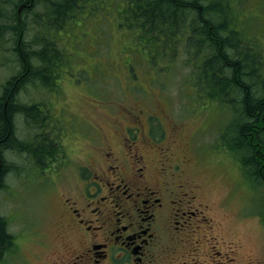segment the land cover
<instances>
[{
    "label": "rangeland",
    "instance_id": "rangeland-1",
    "mask_svg": "<svg viewBox=\"0 0 264 264\" xmlns=\"http://www.w3.org/2000/svg\"><path fill=\"white\" fill-rule=\"evenodd\" d=\"M11 4L7 6L10 13ZM243 7L251 31L259 36L264 48V0H244ZM33 9L41 13L39 5ZM24 16L30 26L33 25L28 34L21 35L27 48L29 43L33 45L41 41V31L33 17L27 12ZM105 20L100 22L109 28L107 32L98 30L96 23L91 21L85 25L84 35L82 30H77L79 45L72 48L71 62L63 68V76L54 80L56 84L60 81V86L48 89L41 86V80L35 79L23 83L17 90L18 103L31 105L37 102L41 105L42 101L50 102L53 115L47 116L49 127L59 123L62 128L51 131L47 136L56 139L54 143L59 140L65 145L63 148L76 150L70 151L67 161L59 166L41 165V161L25 152H6L11 166L5 175L4 185L0 187V216L9 221L8 230L15 235V242L12 254L5 251L0 264H53L54 252L65 249L56 241L59 227L57 203L64 201L68 193H75L80 184L71 158H80L79 162L91 163L99 169L109 164L103 154L113 150L122 162L129 163L124 151L127 138L131 137L127 125L137 124L138 136L141 133L140 136L150 138L151 124L159 123L155 128L157 136L150 138L151 144H166L168 135L176 139L171 150L177 158L186 154L190 159L183 178L189 179L191 186L197 185L195 202L201 207L197 214L209 219L199 221V224L193 219L189 224L188 234L192 243L184 252L189 255L188 261L202 250V242L197 244V241L201 238L210 242L213 236L222 250L220 256H215L216 261L235 257L237 264H252L249 261L254 259L264 264L261 193L244 178L235 157L221 141L231 122L230 114L221 111L216 104L207 102L203 105L186 97L182 77L173 72H166L163 76L165 82L161 78L154 81L156 72L143 63L137 66L138 76H130L129 64L135 55L125 48L127 35L122 37L112 27V16ZM25 30L26 24L22 25V34ZM39 48L41 45H34V49ZM16 52L13 39L6 40L0 34V98L7 81L23 70ZM183 71L182 67L181 73ZM150 115H156L152 122ZM134 116H138V120L136 118L135 121ZM15 125L19 141L43 138L39 133L41 120H28L18 113ZM68 128L72 132H68ZM134 141L137 138H132L131 142ZM55 147L59 149L58 145ZM89 151L91 156L87 155ZM150 174L153 178L154 171ZM172 180L175 188L178 186L177 177ZM177 220L183 221V218ZM52 240L53 244L49 246Z\"/></svg>",
    "mask_w": 264,
    "mask_h": 264
},
{
    "label": "trees",
    "instance_id": "trees-1",
    "mask_svg": "<svg viewBox=\"0 0 264 264\" xmlns=\"http://www.w3.org/2000/svg\"><path fill=\"white\" fill-rule=\"evenodd\" d=\"M22 1L33 2V7L23 8V18L18 12V0H13L11 13H0V34L6 40L13 39L23 66L21 74L4 85L0 98V187L11 166L5 156L7 151L25 152L42 161L56 140L44 130L49 125L50 102L18 103V88L39 79L41 86L53 89L54 80L63 76V68L71 62L72 48L79 45L77 30L84 35L85 25L91 21L98 30L107 32L109 28L100 21L112 16V27L122 37L127 35L125 48L135 55L129 64L130 76H138L137 66L143 63L156 72L154 81L161 78L165 82L166 72H173L182 77L186 97L203 105L216 104L230 114L231 122L221 141L235 157L244 178L261 193L264 222V48L259 36L251 31L244 0ZM38 5L41 15L33 9ZM25 12L41 25V41L29 43L27 48L21 35L28 34L33 25L28 23ZM25 24L27 30L22 34ZM34 45L41 48L34 49ZM18 113L28 120H41L42 139L22 142L16 138ZM11 241L0 216V260Z\"/></svg>",
    "mask_w": 264,
    "mask_h": 264
},
{
    "label": "flooded vegetation",
    "instance_id": "flooded-vegetation-1",
    "mask_svg": "<svg viewBox=\"0 0 264 264\" xmlns=\"http://www.w3.org/2000/svg\"><path fill=\"white\" fill-rule=\"evenodd\" d=\"M18 1L21 15L23 8L33 7V2ZM11 3L13 0H0V13L8 12L7 6ZM155 117L150 115L149 120L152 122ZM136 118L138 120V116H134L135 121ZM159 125L151 124L150 138H154L155 128ZM127 128L131 137L127 138L124 151L129 163L122 162L113 150L103 154L109 164L105 167L101 164L99 169L91 163L79 162L80 158H71L80 184L75 193H68V197L66 194V199L57 203L59 227L56 241L65 249L54 252L53 264H237L235 257L216 261L215 256H220L222 250L213 236L210 242L200 238L197 244L202 242V250L188 261L189 255L184 252L192 243L189 224L193 219L198 224L209 220L199 214L201 207L195 202L197 185L191 186V181L183 178L190 159L186 154L176 157L171 150V145L176 142L172 135L167 136L166 144H151L147 135L140 136L139 133L138 136L137 124L127 125ZM68 132L72 129L68 128ZM132 138L137 141L131 142ZM52 145L53 151L51 149L44 155L41 165L59 166L67 161L70 151L76 150L62 145L56 149L57 143ZM91 154V151L87 153L88 156ZM174 177L178 183L175 188ZM179 217L183 221L177 220ZM4 221L12 237L7 252L12 254L15 235L8 230L9 221ZM52 244L53 240L48 245ZM249 262L262 264L257 259Z\"/></svg>",
    "mask_w": 264,
    "mask_h": 264
},
{
    "label": "bare ground",
    "instance_id": "bare-ground-1",
    "mask_svg": "<svg viewBox=\"0 0 264 264\" xmlns=\"http://www.w3.org/2000/svg\"><path fill=\"white\" fill-rule=\"evenodd\" d=\"M41 26V25H40Z\"/></svg>",
    "mask_w": 264,
    "mask_h": 264
}]
</instances>
